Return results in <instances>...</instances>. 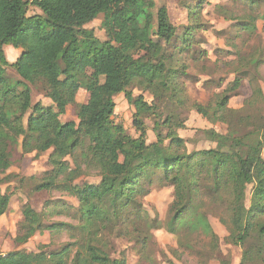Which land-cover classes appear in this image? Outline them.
I'll return each mask as SVG.
<instances>
[{"label":"trees","instance_id":"obj_1","mask_svg":"<svg viewBox=\"0 0 264 264\" xmlns=\"http://www.w3.org/2000/svg\"><path fill=\"white\" fill-rule=\"evenodd\" d=\"M30 6L41 13L29 15ZM155 7V0H0V216L9 212L13 197L2 185L14 175L3 171L32 152H49L52 168L37 179L35 190L75 195L76 209L67 203L53 209L79 213L71 215L78 221L73 226L46 224L44 213L26 202L15 244L59 228L68 229L75 242L56 251L0 254V264H126L107 251L105 232H112L113 220L120 221L119 213L129 206L146 211L141 200L157 182L174 188L167 227L171 233L202 230L215 249L220 238L208 211L217 210L228 229L225 241L242 249L240 264H264V111L247 110L264 101V91L259 86L242 108L230 107V92L243 79L239 76L208 104L194 103L213 125L204 131L213 145L190 152L179 133L186 122L173 105L184 102L179 82L188 67L180 57L195 49L196 26L179 34L167 8L155 12ZM187 8L190 17L197 15L199 8ZM99 18L106 40L87 27ZM241 27L255 28L248 23ZM8 46L21 50L14 61L7 57ZM9 68L20 76L15 82L5 74ZM39 83L54 106L33 103L30 84ZM82 88L89 98L76 105L79 122H62ZM134 89L151 93L152 101L143 93L134 95ZM121 93L135 109L137 137L112 119ZM148 120L156 136L150 143ZM218 124L226 130H218ZM83 167L97 171L100 181L75 183ZM216 257L220 264H230Z\"/></svg>","mask_w":264,"mask_h":264},{"label":"rangeland","instance_id":"obj_2","mask_svg":"<svg viewBox=\"0 0 264 264\" xmlns=\"http://www.w3.org/2000/svg\"><path fill=\"white\" fill-rule=\"evenodd\" d=\"M155 2L154 11L166 7L179 34H184L186 27L191 24L196 26L195 49L187 56L180 57V61H185L188 67L186 75L181 76L179 82L182 89L179 97L183 98L184 102L179 107L174 102L173 106L186 122V128L179 130V133L187 139L188 150L191 152L210 148L213 144L204 131L212 126L196 112L193 108L194 103L208 104L210 99L219 93V89H227L239 76L243 79L238 90L230 92V107L242 108L245 99L259 86L264 91V0H155ZM188 5L199 8L196 16L190 17ZM38 13H41L39 8L30 6L29 15ZM101 23L102 18H99L87 27L94 29L101 40H106V32ZM244 23H248L250 27L254 25L255 28L252 31L241 29ZM17 50L12 46L7 47L6 53L10 61L16 59ZM180 63L177 64L179 68ZM5 74L12 82L20 78L14 68H9ZM30 85L33 103L42 102L46 106H54L45 96L43 85L40 83ZM133 92L134 95L143 93L137 89ZM143 94L148 101H152L151 93ZM88 98L89 93L82 88L77 94V103L67 108L66 113L61 116V121L78 123L76 105L87 102ZM115 101L113 121L122 124L128 134L137 137L133 121L134 107L129 104L125 93L117 95ZM247 110L264 111V101L259 105L247 107ZM147 122L150 143L156 140V136L152 131L153 122L151 120ZM20 148L18 153H21ZM49 154V152L41 155L36 152L26 154L20 163L13 164L3 171V175L11 173L14 176L10 182L2 185L3 191L13 193V197L9 212L0 216V253L15 250L34 253L56 251L75 242L70 237L68 229L61 228L37 232L22 245H17L13 241L18 231V223L22 220V205L26 202L38 212L44 213L43 220L46 224L67 223L73 226L78 222L71 216L79 214L74 210L78 205L75 195L60 190L51 192L35 190L45 172L52 169L48 163ZM67 159L69 162L73 161L71 157ZM73 167L76 168L75 165ZM99 181L100 175L97 171L83 167V174L75 183L81 185L82 182ZM251 189V186L247 189L248 205ZM173 199L174 188L157 182L150 188V193L141 200L146 211L144 209L140 212L133 211L134 205L129 206V211H121L119 213L121 220H113V225L116 226L112 232L110 233V230L105 232L103 244H106L107 251L112 257L124 259L126 264H220L216 257L219 254L230 264H240L242 249L225 241L228 229L219 221L217 210L208 211L209 221L220 238L215 249H211L210 237L202 230L195 234L171 233L167 227L172 216L170 207ZM62 203L73 205L74 209L70 210L69 214L65 212L59 214L58 209L53 208ZM94 224L97 227L99 223L95 221ZM77 247L73 248V253Z\"/></svg>","mask_w":264,"mask_h":264},{"label":"crops","instance_id":"obj_3","mask_svg":"<svg viewBox=\"0 0 264 264\" xmlns=\"http://www.w3.org/2000/svg\"><path fill=\"white\" fill-rule=\"evenodd\" d=\"M8 47H9V46H8ZM6 50H7V47H6ZM16 52H17V57H18V56L21 54V50L18 49ZM17 57H16V58H17ZM15 60H16V59H15ZM249 96H250V95H249ZM249 96H248V97H249ZM205 120H206V119H205ZM206 121H207V120H206ZM207 122H208V121H207ZM209 124H211V123H209ZM211 126L213 127L212 124H211ZM211 126H210V127H211ZM214 126H215L217 129H218V128H219V129L221 128L220 130H221L222 132H224V131L226 130V125L218 124V125H214ZM219 129H218V130H219ZM13 241H14V240H13ZM14 243H15V242H14ZM0 254L5 255V254H7V253H6V252H1Z\"/></svg>","mask_w":264,"mask_h":264}]
</instances>
